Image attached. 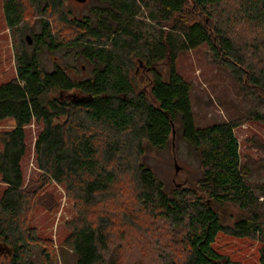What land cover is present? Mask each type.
Returning a JSON list of instances; mask_svg holds the SVG:
<instances>
[{
	"label": "trees",
	"instance_id": "1",
	"mask_svg": "<svg viewBox=\"0 0 264 264\" xmlns=\"http://www.w3.org/2000/svg\"><path fill=\"white\" fill-rule=\"evenodd\" d=\"M96 1L93 18L71 20L65 0H28L41 23L40 31L31 32L29 44L22 35L27 3L4 0L6 23L19 32L17 76L0 84V120L16 122L0 134V178L6 184L0 196V241L15 249L12 264L31 263L28 240L35 239L22 219L31 197L24 190L22 159L26 127L33 122L42 124L35 141L37 166L48 181L64 184L67 195L80 207L77 218L69 222L66 239L77 264H119L108 254L113 220L97 210L113 197L112 188L126 173L143 208L185 231V258H163V264H237L213 246L218 234L226 231L258 236L264 264V203L260 202L264 185L257 193L247 180L234 133L238 123L197 127L192 84L178 72L176 63L182 52L207 43L251 91L254 109H264V0ZM143 8L160 25L152 35L139 18ZM54 15L75 31L74 36L62 39L54 32ZM237 25L245 30L236 29ZM44 48L75 49L93 65L92 75L73 79L62 65L47 69L41 57ZM133 57L147 62L152 71L157 62H168L167 77L154 75L150 96L133 87ZM66 93L88 98L65 99ZM253 117L264 122V111L254 112ZM176 123L200 156V193L184 188L169 194L140 160L147 146L167 147ZM211 200L238 205L248 215L226 226Z\"/></svg>",
	"mask_w": 264,
	"mask_h": 264
},
{
	"label": "rangeland",
	"instance_id": "2",
	"mask_svg": "<svg viewBox=\"0 0 264 264\" xmlns=\"http://www.w3.org/2000/svg\"><path fill=\"white\" fill-rule=\"evenodd\" d=\"M23 1L27 3L22 32L26 39L32 31H40L41 23L35 8L28 0ZM3 4L4 0H0V84L17 76L16 40L19 38V32L6 23ZM64 6L71 20L93 18L97 1L89 0L81 4L65 0ZM141 10L144 13L139 18L145 30L150 35L158 32L160 25L151 20L146 8ZM188 18L194 17L188 15ZM51 24L60 38L74 36L75 31L59 21L56 15L51 16ZM236 29L245 30L241 25H237ZM41 57L47 69L62 65L73 79H85L92 75L93 65L79 56L75 49L50 51L44 48ZM132 61L130 77L135 91L150 96L154 75L160 73L167 77L168 62H157L154 70L148 71L141 65L139 57H133ZM176 63L178 72L192 84L191 100L197 127L221 121L238 123L234 133L239 141L241 162L247 170L248 182L257 193L261 192L259 186L264 185V122L256 120L253 113L264 109H254L251 91L243 87L240 77L215 56L207 43L182 52ZM68 94L64 95L65 99H70ZM55 95L58 97L59 93ZM15 124L12 118L0 120V134L12 129ZM41 128L42 124L36 122L26 127V154L22 159L24 190L31 195L22 214L23 226L35 234L36 239L28 240L30 264H77L66 239L70 234L69 222L77 218L80 207L67 195L64 184L48 181V176L37 166L35 141ZM140 160L153 170L169 194L184 188L199 191L203 173L200 156L182 137L180 123L174 125L166 148L147 146ZM5 189L6 184L0 178V196ZM112 192L113 197L107 198L97 210V213H106L113 220L109 228V256L117 258L119 264H163V258L176 261L185 258L188 249L184 242L185 231L141 206L130 173L121 175ZM209 202L226 226L232 227L237 220L248 215L246 210L233 203ZM260 202L264 203V196L260 197ZM262 245L256 235L237 236L231 231L220 232L213 244L219 253L237 264H262ZM3 261L0 257V264H8Z\"/></svg>",
	"mask_w": 264,
	"mask_h": 264
},
{
	"label": "flooded vegetation",
	"instance_id": "3",
	"mask_svg": "<svg viewBox=\"0 0 264 264\" xmlns=\"http://www.w3.org/2000/svg\"><path fill=\"white\" fill-rule=\"evenodd\" d=\"M75 1L81 4H86L89 0H86L85 2H80L78 0ZM140 62L141 65L144 66L148 71H152L151 65L142 60H140ZM0 257L3 258L4 263L7 262L8 264H12L15 257V249L11 245L5 244L4 242L0 241Z\"/></svg>",
	"mask_w": 264,
	"mask_h": 264
},
{
	"label": "water",
	"instance_id": "4",
	"mask_svg": "<svg viewBox=\"0 0 264 264\" xmlns=\"http://www.w3.org/2000/svg\"><path fill=\"white\" fill-rule=\"evenodd\" d=\"M78 1H80V2H85L86 0H78ZM26 39L28 40L29 44L32 43V39H31L30 35H27V36H26ZM68 96H69L70 98L78 99V100H85L86 98H88L87 96H78V95H76L75 93H69Z\"/></svg>",
	"mask_w": 264,
	"mask_h": 264
}]
</instances>
